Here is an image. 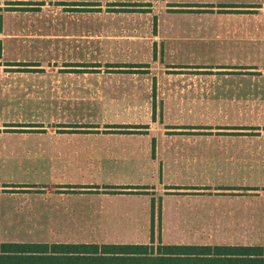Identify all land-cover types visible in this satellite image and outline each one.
<instances>
[{
    "label": "rangeland",
    "instance_id": "374dc122",
    "mask_svg": "<svg viewBox=\"0 0 264 264\" xmlns=\"http://www.w3.org/2000/svg\"><path fill=\"white\" fill-rule=\"evenodd\" d=\"M0 241L264 245V0H0Z\"/></svg>",
    "mask_w": 264,
    "mask_h": 264
},
{
    "label": "trees",
    "instance_id": "16d2710c",
    "mask_svg": "<svg viewBox=\"0 0 264 264\" xmlns=\"http://www.w3.org/2000/svg\"><path fill=\"white\" fill-rule=\"evenodd\" d=\"M0 264H264V245L0 241Z\"/></svg>",
    "mask_w": 264,
    "mask_h": 264
}]
</instances>
